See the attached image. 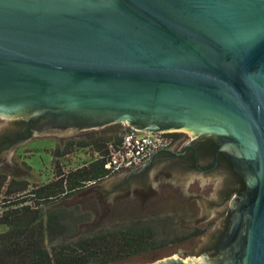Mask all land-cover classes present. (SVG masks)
Here are the masks:
<instances>
[{"label":"water","instance_id":"water-1","mask_svg":"<svg viewBox=\"0 0 264 264\" xmlns=\"http://www.w3.org/2000/svg\"><path fill=\"white\" fill-rule=\"evenodd\" d=\"M0 116V140L40 116L226 135L252 178L228 253L151 264H264V0H0ZM0 145L1 158L11 147ZM151 170L194 173L153 156L101 188L142 191ZM215 177L214 207L226 190Z\"/></svg>","mask_w":264,"mask_h":264},{"label":"trees","instance_id":"trees-1","mask_svg":"<svg viewBox=\"0 0 264 264\" xmlns=\"http://www.w3.org/2000/svg\"><path fill=\"white\" fill-rule=\"evenodd\" d=\"M125 134L104 131L63 140L51 152L52 176L42 183L0 171V264H120L189 238L190 233H182V238L173 235L175 225L171 228L169 223L168 230L160 231L147 220L84 234L87 214L80 207L62 205L61 201L120 172L106 165ZM170 136L176 140L174 133ZM84 150L92 160L75 163L74 156ZM127 170L131 169L121 171Z\"/></svg>","mask_w":264,"mask_h":264},{"label":"rangeland","instance_id":"rangeland-1","mask_svg":"<svg viewBox=\"0 0 264 264\" xmlns=\"http://www.w3.org/2000/svg\"><path fill=\"white\" fill-rule=\"evenodd\" d=\"M5 121L6 119L0 116V130L4 127ZM103 130H106L108 134L122 132V136L125 133H134L137 136L152 134L144 130L135 131L126 123L119 126H106L99 131ZM99 131L81 132L70 127L37 132L27 142L25 141L26 143L23 142L5 150L0 158V171L11 177L27 179L36 184L50 180L55 169L51 162V152L56 145L63 140L93 135L91 133L99 134ZM174 145L175 143L169 148L173 149ZM156 153L142 160L131 170L120 171L61 201L63 206L80 207L87 214L88 220L81 229L84 234L130 220H147L151 221V224L154 222L160 231L168 230L169 223L171 228L176 226L177 230H174L173 235H178L180 238L182 233L191 235L187 239L174 240L173 244L159 248L156 252L143 253L120 264H143L172 255L181 258H198L203 250L214 243V231L220 226V221L227 211L226 207L208 206L209 201L216 198L222 179L207 176L198 171L190 174L188 179L182 180L170 171L151 170L150 182L142 191L131 186L124 195H108L101 188L118 174L138 169ZM90 160L92 158L87 150L80 151L74 156L75 163L78 161L83 164Z\"/></svg>","mask_w":264,"mask_h":264},{"label":"flooded vegetation","instance_id":"flooded-vegetation-1","mask_svg":"<svg viewBox=\"0 0 264 264\" xmlns=\"http://www.w3.org/2000/svg\"><path fill=\"white\" fill-rule=\"evenodd\" d=\"M40 119V120H38ZM122 123L107 124L104 126H84L75 125L71 123H65L60 125L57 122H50L46 116H40L37 118L19 120V125L13 132V135L5 136L1 138L0 143L8 142L11 148L17 146L20 143L27 142L32 135L34 130L40 131H55L64 128H74L81 132L99 131L106 126H119ZM135 131L138 130L130 126ZM103 130L101 132H104ZM146 131V130H144ZM100 132V131H99ZM169 133H174L176 140L174 141V148H165L159 150L155 155L154 159H161L168 163H175L180 169L185 171L200 172L207 176H218L222 175L225 177V188L226 190L222 193L220 200L215 202V206L220 208H227L225 216L220 221V226L214 231V243L209 248L203 250L198 258L207 256L213 260L218 259L224 253H228V248L223 247L224 239L229 237L230 233L233 232L235 225V208L239 207L245 199V193H247L249 184L252 183L251 176L242 168L241 164H236L233 161V155H235V146L232 145V139L228 138L224 134H194L185 130H175ZM94 134V133H91ZM19 140V141H17ZM25 142V143H26ZM1 146V145H0ZM247 224V214L244 213L241 222L240 234L235 241L242 240ZM236 229V228H235ZM233 243L232 249H237V244ZM168 257H179L176 255ZM167 258V257H165ZM187 258V257H186ZM164 259V258H162ZM158 260L147 262L143 264H151Z\"/></svg>","mask_w":264,"mask_h":264},{"label":"built area","instance_id":"built-area-1","mask_svg":"<svg viewBox=\"0 0 264 264\" xmlns=\"http://www.w3.org/2000/svg\"><path fill=\"white\" fill-rule=\"evenodd\" d=\"M171 131L137 136L134 133L125 135L121 146L115 149L110 162L106 165L112 171L131 169L142 160L161 149L169 148L173 143Z\"/></svg>","mask_w":264,"mask_h":264}]
</instances>
